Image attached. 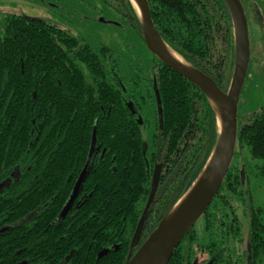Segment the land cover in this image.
<instances>
[{"label": "trees", "instance_id": "obj_1", "mask_svg": "<svg viewBox=\"0 0 264 264\" xmlns=\"http://www.w3.org/2000/svg\"><path fill=\"white\" fill-rule=\"evenodd\" d=\"M241 1L247 17L249 12L257 11L264 19L260 0ZM148 2L163 41L226 92L235 64V37L225 2ZM106 3L128 17L133 30L142 36L141 20L129 0ZM0 24V261L17 253L22 255L24 250L29 253L28 239L32 237L27 224L33 211L40 207L46 211L45 205L62 189L57 178L65 172L70 175L80 152L83 160L88 158L95 139L99 161L94 172L96 181L90 184L96 182L98 187L89 210L96 206L98 218L101 213L107 214V209L112 210L113 242L119 248L110 257L98 258L97 264H126L127 257L137 252L206 166L218 138L217 118L210 101L199 88L153 56L154 64L160 67L154 74L163 123L155 116L145 117L140 125L123 103L118 93L121 87L112 91L110 83L107 85L113 73L115 80L124 77L122 68L109 67L111 59L104 65L108 61L97 54L87 55L77 42H71L67 35L57 36L55 29L42 23L7 17ZM249 36L251 42L250 32ZM75 48L77 51H73ZM123 61L130 62L128 58ZM140 61L148 63L142 57ZM83 62L85 69L81 70L77 63ZM149 72L147 79L151 84L154 76ZM87 77L94 83L87 82ZM151 95L145 104H153L156 109ZM144 143L148 144L146 153ZM248 150L252 159L262 160L261 166L251 167L245 157ZM234 159L219 193L169 264H264V202L255 198L250 186L253 179H264V106L246 122L239 121ZM157 165L163 168L160 186L142 241L132 248L131 240L143 215ZM36 175H49L44 189L32 187ZM51 179L57 180L52 191L48 187ZM65 202L66 199L57 198L50 204L52 221L59 217ZM121 207L129 210H121L119 228L116 222ZM85 229L80 237L85 240L80 239L79 243L82 253L88 249L87 239L92 236V230ZM54 232L46 231V238H54ZM101 241L98 255L110 246L104 239Z\"/></svg>", "mask_w": 264, "mask_h": 264}, {"label": "flooded vegetation", "instance_id": "obj_2", "mask_svg": "<svg viewBox=\"0 0 264 264\" xmlns=\"http://www.w3.org/2000/svg\"><path fill=\"white\" fill-rule=\"evenodd\" d=\"M7 1L9 2V5L12 6L10 7L11 10L9 8L7 11H3L4 8V6H2L3 1L0 0V16H1L0 23L7 17L15 20L20 19L22 21H27L31 23H40V24L42 23L46 27L55 29L57 36L64 37V35H67L71 42L72 41L77 42L79 48H81V51L86 53L87 55L96 56L97 54V56L101 57V59H104L106 61L111 59V64L109 65V67L114 68L118 66L119 68H122L124 77L123 78L119 77L117 80H115L113 73L112 78L109 79L110 82L107 81V85L110 83L109 89H111L112 91L114 90L116 91V89L121 87L122 93H121V89L119 90L118 93H120V97L123 103L125 104L126 108L130 111L132 115L135 116L137 122L140 125H143L145 117L157 116V118L159 119L158 103H157V97L155 91V88H157L158 90V86L155 80L156 73L154 74V72L158 70L160 71V67L154 64L153 56L154 57L156 56L149 51L146 45L142 30V24H141L142 36H141L139 35V33H136V31L133 30V26H131L129 23V18L117 12L112 4L106 3V0H7ZM130 3L133 5L131 1ZM66 15H69L70 19H75V18L78 19L80 23H82L86 27L92 28V26H94L95 32L98 34L100 33L101 29H109L110 31H112V33L117 32L119 33V36L117 38L118 40L113 41L112 42L113 44H106L103 42H99L96 45V42L95 43L92 42L93 36L90 33L83 31L76 33V34H80L81 36L75 35L64 28L49 24L46 20V19L55 20L56 18H61ZM137 15L139 16L138 12ZM153 18L154 17L152 16V19ZM0 27L2 32L3 28L1 24ZM118 29L120 32L118 31ZM107 33L108 30H105V34ZM132 35H134L135 38H132L131 37ZM73 51H77V48H75ZM120 55H123V57L120 58L119 57ZM140 57L143 58L144 62H148V63L147 64L142 63L140 61ZM125 58H128L130 62L127 63L123 61ZM114 60H117L118 62ZM103 64L108 65L109 61L106 63L103 62ZM77 65H79V68L81 70L85 69L84 62L77 63ZM148 71H150L149 73H151V75L154 76V82L151 84L149 83V79H147ZM140 75L142 76L140 77ZM86 80L90 84L94 83L92 78L87 77ZM146 85H149L150 87ZM113 93L115 92H112L111 94ZM151 93H152L151 96L155 101L154 103L156 109H154L153 104L149 105V107H147L145 104L146 97L148 95L150 96ZM153 99H150V101L152 100L151 103H153ZM141 101L144 102L143 105L140 104ZM140 120L142 122H140ZM147 150H148V144H147ZM98 153L99 150L95 149V142L93 144L92 141L91 148L87 155L88 158L86 160H83V158L81 157L82 153L80 152L78 157H76L75 159L76 164L74 169L70 172V175L65 172V174H63L61 177L58 178L56 177L57 179H60L61 183H59V187H61L62 189L61 190L58 189L56 193H54V196L51 199L50 203L45 205L46 211H42L41 207L38 208L36 211H33V215L31 216L30 221L27 224L29 231L28 235L32 237L28 239V241L31 242L29 247V253L25 252L24 250V253L22 255L21 253H17L8 256V260L6 261L1 260L0 264H97L98 258L100 260L102 258L104 259L105 257H110L111 255H113L112 252H114L115 249H119V248H115L116 242H113V231H115V228H113L114 220L112 216L113 215L112 210L107 209V214H105L106 212L101 213L100 218H98L99 211L96 210V206L92 208L91 211L89 210L91 209L90 201L93 198V195L95 194L98 187V183L96 182H94V184H90L93 183V181H96L97 175L94 172L98 170V165H97L99 161L97 158ZM158 167H160V177H159L157 192L161 182L160 180L163 169L162 165L156 166L152 178V185H153L154 176ZM84 170H85V174L83 175ZM112 170L114 171V168H112ZM40 176L42 179V183L40 182ZM48 177L49 175L34 176L32 187L38 190L41 188L44 189L45 186H47ZM52 178L54 177L52 176ZM79 182L80 184H78ZM37 183L39 185H37ZM56 183H57L56 179L53 180L51 179L49 181L48 187L49 189H51V191L52 189L54 190L56 188ZM152 185L149 192L147 203L149 201L152 192ZM111 192H113V189L111 190ZM111 192L110 194L112 195L115 196L120 195L115 193L113 194ZM125 193L126 192L122 193L121 195H124ZM127 194H128V198H130L131 192L128 191ZM57 198L61 200L66 199V202L64 203L62 210L59 213V217H55V220L52 221L50 219L51 215H49L50 204L55 202ZM96 204L97 201H95V205ZM108 208H110V205ZM121 210H124L125 212L129 210V207H121L117 212L118 217L116 224L117 227L119 228L122 225V223L119 222V217L123 215ZM40 213H44V214L40 216L39 215ZM85 215L88 216L86 217V220L83 221ZM89 215L91 216L89 217ZM105 221H107L108 223H103ZM123 221L125 223L126 218H123ZM105 228L107 230H105ZM50 229L56 231L54 232L55 237L52 239L46 238L45 236L46 231L49 232ZM83 229H85V231L87 232H90L89 229L92 230L91 238L87 239L88 249L86 248L87 250L85 253H82L83 247L79 245L80 239L82 242L85 240V238H83V240L82 238H80L81 234L83 233L81 232ZM105 231L107 232L106 236H105ZM133 238L131 240L130 247L132 245ZM101 239H104L106 244L107 245L110 244V246L104 247L98 255V253H96L97 245H99V242H103L101 241ZM117 241L118 244H123L121 241L119 240ZM141 241L142 240H139L136 246H138L141 243ZM130 255L127 257L128 259ZM106 264H108V261L106 262Z\"/></svg>", "mask_w": 264, "mask_h": 264}, {"label": "water", "instance_id": "obj_3", "mask_svg": "<svg viewBox=\"0 0 264 264\" xmlns=\"http://www.w3.org/2000/svg\"><path fill=\"white\" fill-rule=\"evenodd\" d=\"M130 1L135 5L133 0ZM134 1L138 7L137 12L141 18L144 39L149 51L164 65L190 81L206 95L215 111L218 124V138L214 150L200 176L162 219L137 252L130 255L126 263L169 264L174 252L207 212L232 167L238 145L239 102L251 63L249 25L241 0H223L232 19L235 37L234 70L229 88L225 92L212 78L187 64L163 41L154 25L148 0ZM170 53H174L180 62L174 59ZM155 91L159 121L162 125V103L157 88ZM140 122L142 121L140 120ZM94 142L95 139L93 144ZM143 148L146 152V143L143 144ZM159 177L160 167L156 170L152 192L134 234L132 248L138 244L141 238L149 209L157 192ZM242 177L244 182V172H242Z\"/></svg>", "mask_w": 264, "mask_h": 264}, {"label": "rangeland", "instance_id": "obj_4", "mask_svg": "<svg viewBox=\"0 0 264 264\" xmlns=\"http://www.w3.org/2000/svg\"><path fill=\"white\" fill-rule=\"evenodd\" d=\"M2 1V6H4L3 11H7L10 7H12L9 5V2L7 0ZM259 2L260 8L263 9L264 13V0H260ZM256 12H249L247 17L249 23V32L251 35L252 62L249 67V71L239 102L238 121L240 122H246L254 112L258 111L264 106V19L260 14H257ZM46 20L49 24L64 28L75 35H80L76 33L83 31L90 33L93 36L92 42H96V45L99 42L113 44L112 42L118 40L117 38L119 36V33H112V31H110L109 29H101L100 33L98 34L95 32L94 26H92V28L86 27L82 23H80L78 19H70L69 15L61 18H56L55 20ZM105 30H108L107 34H105ZM131 37L135 38L134 35H132ZM245 157H247L250 161V165L252 168L256 165L261 166L263 164L262 160L252 159L249 150L247 151V153H245ZM234 161H236V159H234ZM253 172H257V170L254 169ZM253 178L255 177L253 176ZM250 186L254 191L253 195L255 196V198L257 197L259 202H264V179H253Z\"/></svg>", "mask_w": 264, "mask_h": 264}, {"label": "bare ground", "instance_id": "obj_5", "mask_svg": "<svg viewBox=\"0 0 264 264\" xmlns=\"http://www.w3.org/2000/svg\"><path fill=\"white\" fill-rule=\"evenodd\" d=\"M133 2H134V6H135V8L137 9V11H138V7H137V5H136V3H135V1L133 0ZM171 55H172V57L174 58V59H176L177 61H179L180 62V59L174 54V53H170Z\"/></svg>", "mask_w": 264, "mask_h": 264}]
</instances>
